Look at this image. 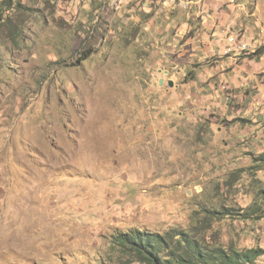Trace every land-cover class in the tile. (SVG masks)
Here are the masks:
<instances>
[{
    "label": "rangeland",
    "instance_id": "1",
    "mask_svg": "<svg viewBox=\"0 0 264 264\" xmlns=\"http://www.w3.org/2000/svg\"><path fill=\"white\" fill-rule=\"evenodd\" d=\"M111 1L0 0V264H145L135 229L264 249V108Z\"/></svg>",
    "mask_w": 264,
    "mask_h": 264
},
{
    "label": "crops",
    "instance_id": "2",
    "mask_svg": "<svg viewBox=\"0 0 264 264\" xmlns=\"http://www.w3.org/2000/svg\"><path fill=\"white\" fill-rule=\"evenodd\" d=\"M111 2L130 6L135 24H145L151 38L172 39L169 48L180 44L179 56L190 54L199 62L210 59L198 74L214 81L210 86L219 83L236 94L249 92L253 106L264 108V0ZM231 37L245 50L230 43Z\"/></svg>",
    "mask_w": 264,
    "mask_h": 264
},
{
    "label": "trees",
    "instance_id": "3",
    "mask_svg": "<svg viewBox=\"0 0 264 264\" xmlns=\"http://www.w3.org/2000/svg\"><path fill=\"white\" fill-rule=\"evenodd\" d=\"M257 209L261 211L260 207ZM255 213L252 211L244 215L250 219ZM114 240L118 245L133 251L145 264H256L257 259L264 256V249L260 247L239 252L204 246L184 232L163 236L135 229L118 233Z\"/></svg>",
    "mask_w": 264,
    "mask_h": 264
},
{
    "label": "built area",
    "instance_id": "4",
    "mask_svg": "<svg viewBox=\"0 0 264 264\" xmlns=\"http://www.w3.org/2000/svg\"><path fill=\"white\" fill-rule=\"evenodd\" d=\"M229 41H230V43H232V44H236V45H235L236 47H241V46L243 45V43H238L235 37H231V38L229 39Z\"/></svg>",
    "mask_w": 264,
    "mask_h": 264
},
{
    "label": "water",
    "instance_id": "5",
    "mask_svg": "<svg viewBox=\"0 0 264 264\" xmlns=\"http://www.w3.org/2000/svg\"><path fill=\"white\" fill-rule=\"evenodd\" d=\"M163 82H164V80H163V79H161V80H160V84H163ZM169 85H170L171 87H173V86H174V83H173V81H170V82H169Z\"/></svg>",
    "mask_w": 264,
    "mask_h": 264
},
{
    "label": "bare ground",
    "instance_id": "6",
    "mask_svg": "<svg viewBox=\"0 0 264 264\" xmlns=\"http://www.w3.org/2000/svg\"><path fill=\"white\" fill-rule=\"evenodd\" d=\"M241 50H245V46L238 47Z\"/></svg>",
    "mask_w": 264,
    "mask_h": 264
}]
</instances>
